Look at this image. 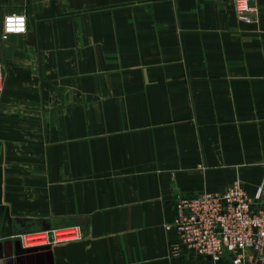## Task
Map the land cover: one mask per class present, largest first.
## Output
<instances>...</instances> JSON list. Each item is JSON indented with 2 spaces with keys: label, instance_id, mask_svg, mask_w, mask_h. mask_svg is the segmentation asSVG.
I'll return each mask as SVG.
<instances>
[{
  "label": "crops",
  "instance_id": "1",
  "mask_svg": "<svg viewBox=\"0 0 264 264\" xmlns=\"http://www.w3.org/2000/svg\"><path fill=\"white\" fill-rule=\"evenodd\" d=\"M0 0V264H232L176 241L175 200L264 205V0ZM26 31L1 37L4 15ZM50 228L79 237L28 245ZM242 264L257 263L252 250Z\"/></svg>",
  "mask_w": 264,
  "mask_h": 264
},
{
  "label": "built area",
  "instance_id": "2",
  "mask_svg": "<svg viewBox=\"0 0 264 264\" xmlns=\"http://www.w3.org/2000/svg\"><path fill=\"white\" fill-rule=\"evenodd\" d=\"M247 0H234L240 20H248L252 7ZM254 10V9H253ZM27 17L11 12L2 20L1 37L26 31ZM2 75L0 69V90ZM260 190L249 196L243 184L236 180L221 191H203L175 200L172 219L165 224L173 229L176 241L171 251H191L199 256L219 260L224 253L231 255L232 264H242L247 250H252L257 263L264 264V205ZM33 237L32 244L51 245L79 237L76 229L50 228L24 236Z\"/></svg>",
  "mask_w": 264,
  "mask_h": 264
},
{
  "label": "bare ground",
  "instance_id": "3",
  "mask_svg": "<svg viewBox=\"0 0 264 264\" xmlns=\"http://www.w3.org/2000/svg\"><path fill=\"white\" fill-rule=\"evenodd\" d=\"M31 238H33V237H26V239H27V241H26V243L28 244V245H32V244H35V243H38V242H40V241H34V242H31V241H29V239H31Z\"/></svg>",
  "mask_w": 264,
  "mask_h": 264
},
{
  "label": "water",
  "instance_id": "4",
  "mask_svg": "<svg viewBox=\"0 0 264 264\" xmlns=\"http://www.w3.org/2000/svg\"><path fill=\"white\" fill-rule=\"evenodd\" d=\"M207 258H211L210 256H206Z\"/></svg>",
  "mask_w": 264,
  "mask_h": 264
},
{
  "label": "rangeland",
  "instance_id": "5",
  "mask_svg": "<svg viewBox=\"0 0 264 264\" xmlns=\"http://www.w3.org/2000/svg\"><path fill=\"white\" fill-rule=\"evenodd\" d=\"M30 237V236H29Z\"/></svg>",
  "mask_w": 264,
  "mask_h": 264
}]
</instances>
